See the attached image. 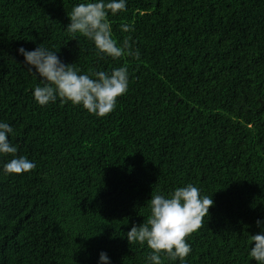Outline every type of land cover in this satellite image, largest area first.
<instances>
[{
  "label": "trees",
  "instance_id": "trees-1",
  "mask_svg": "<svg viewBox=\"0 0 264 264\" xmlns=\"http://www.w3.org/2000/svg\"><path fill=\"white\" fill-rule=\"evenodd\" d=\"M79 2L0 0V121L36 165L0 173V264H99L101 252L112 264H145L150 249L129 244L127 232L147 219L152 193L188 183L214 204L187 238L186 264H256L248 250L264 220V0H128L110 17L114 38H131L132 54L119 60L70 40L67 12ZM40 43L81 72L127 64V93L102 118L59 100L39 106V80L17 50Z\"/></svg>",
  "mask_w": 264,
  "mask_h": 264
},
{
  "label": "clouds",
  "instance_id": "clouds-1",
  "mask_svg": "<svg viewBox=\"0 0 264 264\" xmlns=\"http://www.w3.org/2000/svg\"><path fill=\"white\" fill-rule=\"evenodd\" d=\"M128 0H80L67 12L70 23L66 32L70 40L82 36L95 48L101 58L119 60L131 55V38L121 41L113 36L110 17H116L127 10ZM123 33L134 31V26L121 23ZM69 40V41H70ZM18 54L24 57L27 72L34 80H39L32 90L34 101L41 107L70 103L80 107L97 118L110 114L116 107L119 97L129 88L127 64L109 71L81 72L74 64H66L54 51L43 43L29 50L20 47ZM138 57V52L136 53ZM14 134L11 124L0 121V157L11 155L3 163L0 173L8 176L31 172L34 161L27 156L18 155V149L10 142ZM214 200L202 195L201 189L188 183L163 193H152L147 202L148 216L140 225H133L127 232L129 244H139L150 249L145 264H186L192 249L187 238L201 226ZM257 234L250 236L248 257L256 264H264V220L258 219ZM99 264H112L106 252L99 255Z\"/></svg>",
  "mask_w": 264,
  "mask_h": 264
}]
</instances>
